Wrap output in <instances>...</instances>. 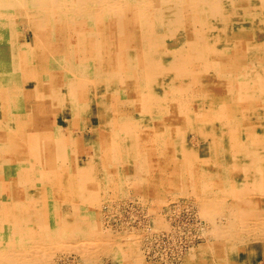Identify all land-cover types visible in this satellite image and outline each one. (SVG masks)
<instances>
[{"label":"bare ground","instance_id":"bare-ground-1","mask_svg":"<svg viewBox=\"0 0 264 264\" xmlns=\"http://www.w3.org/2000/svg\"><path fill=\"white\" fill-rule=\"evenodd\" d=\"M0 264H264V0H0Z\"/></svg>","mask_w":264,"mask_h":264},{"label":"rangeland","instance_id":"rangeland-1","mask_svg":"<svg viewBox=\"0 0 264 264\" xmlns=\"http://www.w3.org/2000/svg\"><path fill=\"white\" fill-rule=\"evenodd\" d=\"M59 121H62L61 117L59 118ZM210 144V139H207L206 141H200L194 135H192L191 137V145L194 147L195 152L200 148L202 159L203 157L207 159L211 157L212 154L210 153V150H208V148L210 149ZM78 155L80 158L82 157L81 146H79ZM209 164L211 165V162ZM116 198L119 199V202L117 203L116 201L118 200H115V204L112 205V207L114 208L113 210L115 211L113 216L109 220H106L108 225H112L113 228H116V226H126L128 222L135 224L136 221H141L144 213H142V211L138 208L136 203L138 199L136 197H132L130 194H126L124 196H117ZM125 202H128V204H125ZM104 206L107 207V204H105ZM132 207H134V209H132ZM192 210L193 209H190L189 211L184 206H181L176 211L181 212L182 217H172L171 219H168V224H170L173 228L171 231H167L165 233L166 235L163 237V242H155L154 247L158 253L157 258L170 261L174 256L177 255L179 248L186 252L188 251V248L190 247L189 245L192 242L195 245H198L200 243L199 239L195 238L196 236H198L197 226H199L198 224L200 223V219L198 218L199 215L193 213ZM121 213L124 218L122 217ZM104 217L106 219L109 216L108 214H106L104 215ZM120 219H122V225H118V221ZM194 219H196L197 221H195ZM141 226L145 227L147 230L148 227L149 229H151L149 223L143 222L141 223ZM173 233H177V236H173Z\"/></svg>","mask_w":264,"mask_h":264}]
</instances>
